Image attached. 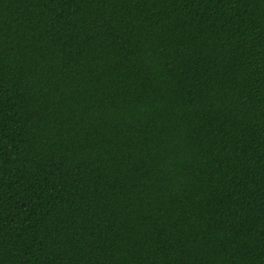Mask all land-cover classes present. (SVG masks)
Instances as JSON below:
<instances>
[{"label": "trees", "instance_id": "trees-1", "mask_svg": "<svg viewBox=\"0 0 264 264\" xmlns=\"http://www.w3.org/2000/svg\"><path fill=\"white\" fill-rule=\"evenodd\" d=\"M0 264H264V0H0Z\"/></svg>", "mask_w": 264, "mask_h": 264}]
</instances>
